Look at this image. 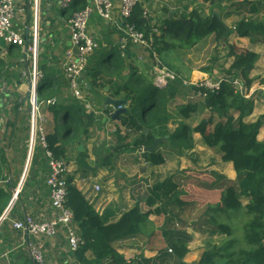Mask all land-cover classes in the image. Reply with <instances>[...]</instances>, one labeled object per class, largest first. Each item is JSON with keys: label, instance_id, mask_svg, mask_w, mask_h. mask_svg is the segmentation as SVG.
Masks as SVG:
<instances>
[{"label": "trees", "instance_id": "obj_1", "mask_svg": "<svg viewBox=\"0 0 264 264\" xmlns=\"http://www.w3.org/2000/svg\"><path fill=\"white\" fill-rule=\"evenodd\" d=\"M72 5L79 11L86 3L84 0H76ZM255 12L252 8L249 17L239 20L232 31L224 24L218 13L204 14L199 9H193L187 15H179L165 21L159 28L160 35L157 36L148 19L143 18V9L137 5L127 23L143 32L148 41L151 38L150 46L153 53L161 65L166 64V69L174 74V80H168L166 85H156L151 80L150 77L154 76L151 74L154 62L151 66H145L140 73L133 71L123 78L122 73L128 67L123 64L125 58L118 48L110 51L111 59L116 61L110 60L104 70L98 67L91 68V64L88 63L86 72L90 71L93 79L106 78L100 79L96 84L99 88L111 82L113 75L124 81L121 88L127 109L125 114L121 115L122 118L120 116V123L122 127L133 131L136 138L128 145L110 150L116 154L142 152L143 148L151 146L155 139L166 137L180 154L184 148L190 150L193 148L192 136L198 134L203 144L220 156L222 163L232 165L236 179L233 182L229 181L222 188L217 187V180L220 177H214L209 173L184 171L182 176L191 177L194 179L193 183L181 188L179 183L168 179L155 184L147 191L148 195L129 211L115 215L111 208H107L99 215L85 196L72 185L73 179L68 176L66 206L72 211L74 224L80 228V236L84 241L78 251V258L82 264H105L107 261H109L107 264H127L124 257L117 253L114 244L138 236H145L143 247L146 251L162 253L169 249L174 259L173 264H187L183 259L189 253L187 245L190 238L184 233H178L176 237L175 233L166 232L161 226L168 209H171L172 214L176 209L182 211L195 204L205 207L206 211L202 216L206 219L204 226L212 228L213 234L219 233L228 238L222 246L204 252L198 264H216V261H220V264H264V140H258L259 131L264 127V114L254 122H247L252 115L254 104L251 98H246L253 83V80L249 79V74L258 60V55L235 49L228 42L233 32L239 38H248L252 42L257 39L264 43V20L251 18ZM208 37H211L218 46L221 44L228 46L226 56L233 57V60L228 69L220 73L211 74L216 62L212 68L203 69L202 73L215 76V79L223 76L238 79L244 92L240 93L230 83L223 82L218 91H207L205 97H200V102L178 106V114L184 121L200 112V108L206 110L209 116L193 128L183 124L173 133H169L170 108L179 94L182 83L186 81L180 76L178 68L160 58L167 50H191ZM150 56L152 57V52ZM126 79L130 80L128 85ZM46 84L43 79L39 80L37 93L40 100L46 98L45 94L50 90ZM259 85H264V76L259 79ZM61 87L67 88V81L61 84ZM58 90L60 91V87ZM71 105L74 107L71 114L74 115H70L69 118H67L69 113L66 115L64 120H69L70 126L63 137L60 139L58 132L48 134L46 137L48 150L60 160L65 158L66 152L76 141H81L80 135H86L84 139H87V130L93 125V119L85 114L86 110L79 101H73ZM52 112L55 115L54 110ZM78 112L84 113L87 126L84 127L82 119L75 115ZM156 150L152 153H141L144 161L152 167H159L165 163L163 155ZM107 152L109 153L102 150L94 152L96 160L98 159V162L101 160V166L106 165L105 161L109 155L105 158L103 156ZM79 156L81 162L78 164L83 165L79 167L87 168L85 160L88 156L86 153H80ZM90 171L95 173L93 170ZM239 211H244L247 220L236 230L232 225L221 224L216 220L219 214ZM151 218L153 220H150ZM234 231L241 233V241L244 243L238 250H234L237 242L233 237ZM87 250L95 256V261L88 263L84 260L83 254Z\"/></svg>", "mask_w": 264, "mask_h": 264}, {"label": "crops", "instance_id": "obj_2", "mask_svg": "<svg viewBox=\"0 0 264 264\" xmlns=\"http://www.w3.org/2000/svg\"><path fill=\"white\" fill-rule=\"evenodd\" d=\"M59 1L18 0L16 10L21 12H17L12 21L13 29L24 35L28 46H34L35 51H37L36 55H31V57L36 58V68L41 72V79L47 82L46 86L48 89L50 88L46 92V98L43 101H55L54 105L41 107L42 121L37 120L36 111L31 109L28 103L27 96L30 89L21 78L22 61L25 60L24 55L19 48L7 46L0 41V264H33L27 249L23 245L24 236L21 232L12 228L13 222L21 221L26 216L32 217L36 222H45L55 215L51 206L50 190L46 184L50 169L45 156V149L39 142V129L44 131L46 137L48 134L58 132V137L61 139L70 126V121L64 120L66 115L69 113L67 118L74 115L71 114V111H74V107L71 105L73 101H79L85 110L88 109L85 114L91 116L93 125L87 130V139H84L86 135H80L81 141H76L71 149H68L63 159L68 165V176L73 179L72 185L85 196L99 215L107 208H111L115 215H120L134 207V205L131 207V204L125 210L123 207L119 209L116 206L120 202L124 205L131 202H129V195L125 191H118L113 188V177H115L113 173L108 175L111 182V187L106 183L108 193H103L106 184L104 187L103 185L100 186L99 193L94 192L93 186L97 185L96 181L99 180L101 184L103 182L104 174L101 170H104L105 166H101L102 163L100 162H96L95 166L89 163L90 155L87 151L88 144H86L91 139L94 131L102 130L100 123H104V120L110 121L109 117L113 112L112 108L108 107L110 109L108 110L105 105L102 108L101 106L96 108L89 104L92 93H99L104 99L123 100L124 92L121 88L123 80H119L113 75L111 82L107 83L105 87L99 88L96 84L99 83L100 79L106 80V78L100 77V79L95 80L89 74L90 71L86 72L80 84L82 100L74 97L69 87H61V84L63 85L67 81L62 71V64L65 52L70 46V35L66 24L71 16L78 12V8L71 5L67 9H62L59 6ZM193 1L140 0L139 6L146 13L153 32L159 36L161 32L159 28L164 25L165 21L179 15H187L193 10L194 6L199 4L198 1ZM212 1L214 3V0ZM212 1L211 4H213ZM111 2L113 5L112 21H105L96 12H92L87 24L88 34L98 44V50L88 61L91 68L98 67L100 70H104L109 61L112 60L110 51L116 48L120 50L119 41L123 35L116 25V23L122 24L119 15L120 0H111ZM127 48L129 49L125 51H128V56L123 55L125 58L123 64L127 65L128 68L122 73L123 78L133 73V71L140 73L145 66L153 65V59L151 63L142 59L138 50L142 48L132 46ZM148 52L150 53V51ZM103 56L104 67L98 65L99 59ZM150 58L152 57L150 56ZM256 67L258 68L256 69L257 77L251 79L253 83L252 90L250 89L252 93L255 92L256 96H249L253 101L254 109L247 122H254L264 114V85H259V79L264 76V55H262V62L259 61ZM110 76H112V72ZM59 87L60 91L58 90ZM117 88L121 90L118 91ZM53 110L55 115L52 112ZM75 115L82 119L84 127L87 126V118L83 112H78ZM113 122L115 126L121 124L120 120ZM108 124L110 123L108 122ZM62 131L63 134H61ZM161 139L167 140L166 137ZM192 139L194 143L201 141L198 134H194ZM124 140L125 137L120 138V141ZM258 140H264V127L259 131ZM130 143L131 141L125 145ZM125 145H117L110 149ZM161 145H163L162 148H166L165 143ZM79 146L82 147V151L78 150ZM99 150L104 151V146L94 147V152ZM162 150L164 151V149ZM80 153H86L88 156V159L85 160L87 168L79 167L83 166L78 164L81 162ZM136 162L157 169V167L148 165L143 158L142 160L136 159ZM226 165L230 168V171L228 170L229 181L233 182L236 179V174L230 163ZM89 169L95 171V173L93 174ZM90 174L92 178L89 176ZM90 181L93 183H90ZM176 211L180 214L184 212L178 209ZM167 215L173 219L178 217H174V212L172 214L168 212ZM166 222L167 220L163 222L165 226L163 225L162 229L166 232L175 233L177 237L178 231L167 230ZM74 228L76 234L82 239L80 228L75 224ZM144 239V236H138L131 240L116 243L114 248L117 249V253L124 257L125 262L133 264H173L174 259L171 252H168L169 249L162 253L146 251L142 245ZM33 242L40 247L46 264H82L78 258L79 252L71 253L69 251L64 228L58 230L55 238L37 237L33 239ZM83 257L88 263L95 261V256L89 250L84 252Z\"/></svg>", "mask_w": 264, "mask_h": 264}, {"label": "rangeland", "instance_id": "obj_3", "mask_svg": "<svg viewBox=\"0 0 264 264\" xmlns=\"http://www.w3.org/2000/svg\"><path fill=\"white\" fill-rule=\"evenodd\" d=\"M196 1H198L199 4L194 6L193 9L197 8L203 11L204 14H209L210 12L218 13L224 24L232 31L239 20L249 17V11L252 8H254L256 12L250 17L253 19L264 20V0H214V3L212 0H194L193 2ZM211 1L213 4H211ZM256 41L252 42L248 38H239L236 34H233V32L228 38L229 45L235 49L237 48L239 50L253 52L258 55V60L254 64L253 71L249 74V79H256V69H258L256 65H258L259 61L262 62V55H264V44L259 40ZM227 48L228 46L223 44L218 46L211 37H208L197 43L191 50H167L165 54L162 55L160 59L166 61V63H169L171 66L178 68L181 72L180 76L186 81L182 83L179 94L176 96L174 103L170 108L171 118L168 124L169 133H173L175 129L183 124L190 127L197 125L202 119L209 116V113L206 110L200 108V112L191 115L189 120L184 121L178 114L177 107L185 105L188 102H200L196 87L204 82L215 80L216 78L207 73H202L203 69L212 68L215 62V67L211 71V74L220 73L222 70L228 69L233 57L227 58ZM138 50L142 59L151 63L152 58L149 56L150 53L143 49ZM103 61L104 56L99 59L98 65L100 64L104 67ZM163 67L166 68V64H163ZM165 72L172 77V80H174V74L172 72H167L166 70ZM151 74H154L153 68ZM154 77L155 75L153 78H150L155 83ZM129 83L130 80L128 79L126 85ZM117 90H119V88H117ZM251 90L247 94V98H249L250 95H252L251 97L256 96V94H254L255 92L252 93ZM105 99L99 93H92V97L88 103L96 108H99L100 106L102 108L103 105H105ZM106 109L110 110L108 107H106ZM87 110L88 109H86V111ZM108 122L110 123L108 124L109 126L107 125ZM100 125L102 130H96L97 133L94 131L91 135V139L86 143L88 144L87 151L90 155L89 163L95 166L96 162H98L94 157V147L104 146V151H109V153L107 152L106 155L103 156L105 158L109 155L108 160L105 161L106 165L104 170H101L104 174V177L102 178L103 182L101 184V182L97 180L96 183L101 187L102 185L104 187L105 184L108 183L111 187L108 175L111 173L115 175V177H113V188L118 191H125L129 195V202H131L127 205L120 202V204L116 205L119 209L123 207V209L127 210L129 208L128 206L131 204V207H133V205L135 206L138 201L148 195L147 190L155 184L162 183L168 179L179 183L181 188L188 185V183H193L194 179L191 177L182 176L184 171L209 173L214 177H220L217 180V187L223 188L229 181L230 168L226 164L222 165V163H220V156L213 150L208 149L203 144L202 140L197 143L193 142L194 144L191 150L184 148L181 150L180 154L178 153V155L177 148L173 147L169 141L162 140L156 151H159L163 155L165 163L162 166L157 167V169H154L136 162V159L142 160L141 153L143 152L116 154L113 150H110L111 147L122 144L125 145L135 139L136 135L133 131L126 127H122L121 124L119 126L116 124L115 126L113 121L104 120V123H100ZM61 134H63V131ZM123 137L127 140L126 142L125 140L120 141V138ZM164 143L166 148H162L163 145L161 146V144ZM162 149H164V151ZM99 161L102 163L101 160ZM89 176L92 178L91 174ZM90 183L93 182L90 181ZM107 188L106 184L103 193H108ZM170 211L171 209H168V212ZM182 211L184 212L180 214L174 210V217L178 216L174 219L166 215V228L170 231L174 230L178 231V233H184L190 238L187 245L189 253L184 257L183 261L187 264H198L204 252L211 251L215 249L214 247L222 246V244L228 241V238L219 233L213 234L211 231L212 228L204 226L206 219H203L202 216L206 211L205 207H200L195 204ZM151 220L153 219L151 218ZM216 220L221 224L232 225V228L236 230L242 225V223H245L247 216L244 211L235 213L229 212L219 214L216 217ZM163 225L165 226V224ZM233 234V237L237 241L234 250H238L244 246V243L241 241L242 235L240 232L236 231H234ZM145 241L146 238L143 240L142 245H144ZM216 264H220V261H216Z\"/></svg>", "mask_w": 264, "mask_h": 264}, {"label": "built area", "instance_id": "obj_4", "mask_svg": "<svg viewBox=\"0 0 264 264\" xmlns=\"http://www.w3.org/2000/svg\"><path fill=\"white\" fill-rule=\"evenodd\" d=\"M18 0H0V41L7 46L19 48L24 55L25 60L22 61L21 78L26 82L30 91L28 93V103L31 109L36 111V118L42 121L41 107L45 105H54L55 101H43L38 99L37 88L39 80L42 78L41 72L36 68L35 47H29L27 40L20 32L15 31L12 27V21L17 12L16 3ZM76 0H60L59 6L62 9L69 8ZM86 5L71 16L67 21V28L70 35V46L65 52V58L62 64V71L68 81V87L74 97L82 100L81 79L88 68L89 58L98 50V44L87 32V24L92 12L105 21H112L113 5L111 0H84ZM140 0H120L119 15L121 25L116 23L122 32L119 41L120 51H125L127 47H139L152 52L154 61V80L156 85H164L170 79L161 65L157 56L151 48V38L149 41L145 38L143 32L138 31L133 25L127 23L130 19L133 9L139 5ZM143 18L148 19L146 13L143 12ZM223 82L230 83L238 92L243 93L244 89L238 79L229 77H219L210 82H204L197 88L198 96L205 97L206 92L218 91ZM247 98V97H246ZM248 99V98H247ZM33 126V122H32ZM39 142L45 149V156L48 160L50 173L46 180V184L50 190L51 206L55 215L53 218L45 222H36L32 217L26 216L23 220L13 222L12 228L23 234V245L27 249L30 260L33 264H46L44 255L40 247L33 242L34 238L45 237L47 239L55 238L58 230L64 228L68 248L71 253H76L83 246L84 241L76 234L74 228L73 213L66 206L67 200V182L69 169L64 160L55 158L53 153L48 150L46 143V135L42 129H39ZM100 186L94 185L95 193L100 192ZM171 252L170 250L168 251ZM127 264H133L127 262Z\"/></svg>", "mask_w": 264, "mask_h": 264}, {"label": "water", "instance_id": "obj_5", "mask_svg": "<svg viewBox=\"0 0 264 264\" xmlns=\"http://www.w3.org/2000/svg\"><path fill=\"white\" fill-rule=\"evenodd\" d=\"M127 54H128V51H123L124 56H128ZM37 90H38V88H37ZM27 98H28V96H27ZM105 106L113 109V112L110 114V117H109L110 121H119L120 116L122 114H125V112H126V101H124V100H115V99H111V98H106L105 99ZM162 140L163 139H161V138L155 139L153 144L149 147H144L142 152L143 153L154 152L156 150V148L158 147V145L162 142ZM78 150L82 151V147L79 146Z\"/></svg>", "mask_w": 264, "mask_h": 264}]
</instances>
